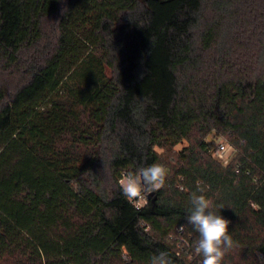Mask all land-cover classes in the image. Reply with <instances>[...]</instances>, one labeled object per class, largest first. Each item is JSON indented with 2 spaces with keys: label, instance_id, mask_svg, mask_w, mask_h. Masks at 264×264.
Instances as JSON below:
<instances>
[{
  "label": "trees",
  "instance_id": "obj_1",
  "mask_svg": "<svg viewBox=\"0 0 264 264\" xmlns=\"http://www.w3.org/2000/svg\"><path fill=\"white\" fill-rule=\"evenodd\" d=\"M153 163L137 208L118 181ZM198 185L222 264H264V0H0V264H201Z\"/></svg>",
  "mask_w": 264,
  "mask_h": 264
},
{
  "label": "clouds",
  "instance_id": "obj_2",
  "mask_svg": "<svg viewBox=\"0 0 264 264\" xmlns=\"http://www.w3.org/2000/svg\"><path fill=\"white\" fill-rule=\"evenodd\" d=\"M168 170L160 163L139 167L122 174L119 187L129 202L147 204L148 197L165 186ZM199 193V194H198ZM197 186L191 194L187 224L191 225L198 237L193 249L201 257V264H222L225 255L233 248L234 241L229 232L230 221L214 210L213 202ZM183 230V226H180ZM150 264H173L169 253L160 251L151 257Z\"/></svg>",
  "mask_w": 264,
  "mask_h": 264
},
{
  "label": "built area",
  "instance_id": "obj_3",
  "mask_svg": "<svg viewBox=\"0 0 264 264\" xmlns=\"http://www.w3.org/2000/svg\"><path fill=\"white\" fill-rule=\"evenodd\" d=\"M214 157L216 160H218L223 166H229L231 162L235 159L237 155L236 149L227 141H224L222 137L216 138L214 140V152H213ZM134 205L137 208H141L144 204H138L136 202H133ZM183 230L181 231L180 229L178 230V237L172 235L171 239H175L177 243H179V248L181 249L183 247H189L190 245V239L192 238L191 235H189L187 238H182L180 236L182 234ZM177 255H180V252L177 253ZM193 257L190 255V259Z\"/></svg>",
  "mask_w": 264,
  "mask_h": 264
},
{
  "label": "rangeland",
  "instance_id": "obj_4",
  "mask_svg": "<svg viewBox=\"0 0 264 264\" xmlns=\"http://www.w3.org/2000/svg\"><path fill=\"white\" fill-rule=\"evenodd\" d=\"M221 137L223 138L224 141H227V140H228L227 138H225V137H223V136H221ZM210 138H211V137H210ZM184 145H186V144H184ZM184 145H180V146L176 147L175 150H177V151L182 150L183 147H184ZM160 152H164V151L160 150Z\"/></svg>",
  "mask_w": 264,
  "mask_h": 264
}]
</instances>
